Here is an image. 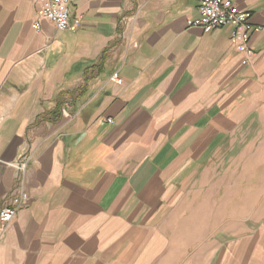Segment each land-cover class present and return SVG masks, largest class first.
Returning a JSON list of instances; mask_svg holds the SVG:
<instances>
[{"label":"crops","instance_id":"0c3cea01","mask_svg":"<svg viewBox=\"0 0 264 264\" xmlns=\"http://www.w3.org/2000/svg\"><path fill=\"white\" fill-rule=\"evenodd\" d=\"M36 1L0 0V264H264V31L245 65L197 0Z\"/></svg>","mask_w":264,"mask_h":264},{"label":"built area","instance_id":"2783aa9c","mask_svg":"<svg viewBox=\"0 0 264 264\" xmlns=\"http://www.w3.org/2000/svg\"><path fill=\"white\" fill-rule=\"evenodd\" d=\"M199 17L188 22L189 27L212 31L221 28H231L232 38L240 46L244 55L243 64L251 63L254 51L250 45L254 33L264 31L263 27L255 28L250 21V15L235 7L230 0H197ZM37 18L34 22L35 30L40 31L42 21L52 22L60 31H71L75 27L70 20L69 0H37ZM113 80L120 82L117 74ZM34 160V153L29 151L14 166L21 173H25ZM29 202V195L22 192L21 197L12 207H5L0 211V222L3 226L11 223L18 211Z\"/></svg>","mask_w":264,"mask_h":264}]
</instances>
